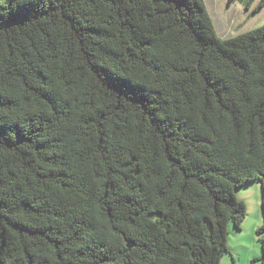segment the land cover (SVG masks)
Listing matches in <instances>:
<instances>
[{
	"label": "trees",
	"instance_id": "obj_1",
	"mask_svg": "<svg viewBox=\"0 0 264 264\" xmlns=\"http://www.w3.org/2000/svg\"><path fill=\"white\" fill-rule=\"evenodd\" d=\"M254 182L264 264V24L0 0V264H220Z\"/></svg>",
	"mask_w": 264,
	"mask_h": 264
},
{
	"label": "rangeland",
	"instance_id": "obj_2",
	"mask_svg": "<svg viewBox=\"0 0 264 264\" xmlns=\"http://www.w3.org/2000/svg\"><path fill=\"white\" fill-rule=\"evenodd\" d=\"M207 12L212 20L215 32L220 39L235 37L239 34L257 29L264 24V6L259 7L261 0H253L251 5L246 6L238 0L228 3V0H203ZM246 199V217L243 222L255 221L254 212L261 213V188L258 182L245 185L238 191V199ZM257 203V209H253ZM259 204V205H258ZM243 224V223H242ZM258 247L259 243L257 242ZM260 249V248H259ZM229 257L230 259H228ZM225 264H233L230 253L225 254ZM221 259V260H222ZM221 263V262H220ZM235 264H244V260L236 257ZM253 264H258L257 262Z\"/></svg>",
	"mask_w": 264,
	"mask_h": 264
},
{
	"label": "crops",
	"instance_id": "obj_3",
	"mask_svg": "<svg viewBox=\"0 0 264 264\" xmlns=\"http://www.w3.org/2000/svg\"><path fill=\"white\" fill-rule=\"evenodd\" d=\"M246 204V199L240 198ZM259 205V204H258ZM253 209H257V203L254 204ZM255 221L243 222L241 231L233 232L228 238V248L233 264L236 262V257L240 260H244V264H253L254 260L260 257V249L257 244L256 230L262 224V215L259 212H254ZM230 259L229 257H227ZM223 258L220 264H225L227 260Z\"/></svg>",
	"mask_w": 264,
	"mask_h": 264
}]
</instances>
